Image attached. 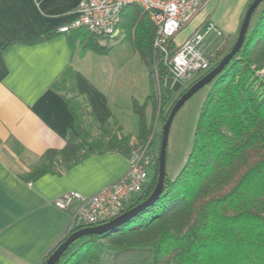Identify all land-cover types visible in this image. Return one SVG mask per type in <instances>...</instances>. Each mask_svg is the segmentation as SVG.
<instances>
[{
  "label": "trees",
  "instance_id": "obj_1",
  "mask_svg": "<svg viewBox=\"0 0 264 264\" xmlns=\"http://www.w3.org/2000/svg\"><path fill=\"white\" fill-rule=\"evenodd\" d=\"M120 27L139 58L152 69L156 63L160 86L155 101L160 111L168 106L169 113L174 93L163 85L167 70L152 48L156 26L142 8L128 6ZM75 33L85 47L106 52L94 34L83 29ZM207 85L190 153L174 178L166 175L159 198L107 232L75 240L56 264H264V0L251 16L240 50ZM143 107L132 100L141 140L150 133ZM70 108L73 130L61 150L43 156L48 164L57 154L67 169L96 152L129 151L125 138L112 137L108 144L92 141L85 108L73 102ZM158 156L159 150L152 177L124 202L121 212L154 190ZM46 171L42 165L31 176ZM80 227L64 234L40 264Z\"/></svg>",
  "mask_w": 264,
  "mask_h": 264
},
{
  "label": "crops",
  "instance_id": "obj_2",
  "mask_svg": "<svg viewBox=\"0 0 264 264\" xmlns=\"http://www.w3.org/2000/svg\"><path fill=\"white\" fill-rule=\"evenodd\" d=\"M79 1L0 0V264H40L73 228L76 203L60 209L54 200L71 191L91 195L128 168V152L115 149L88 155L67 169L58 154L50 164L43 159L46 152L61 150L73 130L70 102L85 108L92 141L108 144L115 126L118 133L129 131L117 111L116 86L105 87L82 70L85 52L94 50L75 37L77 30L58 32L75 16ZM210 2L204 0L187 22L191 29L179 43L204 23L197 25ZM241 22L236 21L237 30ZM236 24L232 30L217 27L235 34ZM122 95L133 111L137 98ZM42 165L48 171L32 177Z\"/></svg>",
  "mask_w": 264,
  "mask_h": 264
},
{
  "label": "built area",
  "instance_id": "obj_3",
  "mask_svg": "<svg viewBox=\"0 0 264 264\" xmlns=\"http://www.w3.org/2000/svg\"><path fill=\"white\" fill-rule=\"evenodd\" d=\"M204 0H80L75 16L58 27V32L68 33L83 29L96 37L117 38L123 11L128 6H138L147 12L156 26L152 41L154 53L173 81L191 80L194 73L210 70L211 57L207 48L211 36H220L217 25L208 21L196 28L181 43L174 41L178 32L202 8ZM154 69L157 72L156 63ZM163 80V83H164ZM151 140L128 151V168L123 176L91 195L65 192L54 200L55 206L67 209L76 203L72 214L73 227L95 226L118 216L124 202L138 194L148 180V169L154 168Z\"/></svg>",
  "mask_w": 264,
  "mask_h": 264
},
{
  "label": "rangeland",
  "instance_id": "obj_4",
  "mask_svg": "<svg viewBox=\"0 0 264 264\" xmlns=\"http://www.w3.org/2000/svg\"><path fill=\"white\" fill-rule=\"evenodd\" d=\"M250 0H211V2L201 10V18L197 21V25L201 22L212 21L217 26L221 23L226 27L232 28L236 21L243 19L244 13L249 6ZM258 10L256 11V13ZM256 15V14H255ZM255 15L252 19L254 21ZM241 24V23H240ZM219 27V26H218ZM237 24L235 34L230 30L218 28L221 32L220 36H211L210 46L207 48V53L210 55L216 48L211 57V66L218 62L228 49L235 42L237 36ZM191 25L188 23L175 36L174 41L179 43L180 40L189 33ZM228 39V41H226ZM98 43L107 47L106 52L96 53L92 50L86 51L82 58V70L88 75H94L105 87H109V83L116 86L117 100L119 106L118 114L122 121L127 125L129 131L117 132V127L110 128L108 136H114L117 139H128L130 150L137 147L141 143L151 140L152 150L154 155L157 154L160 146V135L162 125L164 124L168 106L160 111L159 102H156V97L159 91L158 74L155 69H152L148 64L143 62L138 54L133 50L129 39L119 36L117 38L97 37ZM234 40V41H233ZM226 41V42H225ZM221 53L218 56V53ZM77 54V51H76ZM76 56V55H75ZM208 70L196 72L191 80L183 82V87L180 91L188 87L194 80L202 76ZM149 72H151L149 74ZM210 85H205L188 98L182 106L175 112L167 136L165 170L168 178H174L184 165L194 137V130L198 123L200 110L209 92ZM125 92L132 93L137 99L138 104H143L146 124L149 127L150 133L145 140L138 138L139 116L131 110L126 101ZM121 94V95H120ZM152 94L151 97H149ZM179 93H174L171 101H175ZM149 97V98H148ZM156 102V103H155ZM166 116V117H165ZM154 169H148V180L152 177ZM100 264H103L102 262Z\"/></svg>",
  "mask_w": 264,
  "mask_h": 264
},
{
  "label": "water",
  "instance_id": "obj_5",
  "mask_svg": "<svg viewBox=\"0 0 264 264\" xmlns=\"http://www.w3.org/2000/svg\"><path fill=\"white\" fill-rule=\"evenodd\" d=\"M263 0H252L246 9L242 22L240 24L235 42L231 48L224 54V56L214 65L210 70L204 73L202 76L194 80L188 87L180 91L183 87L181 82L173 81L171 77H166L164 80V87L170 89L173 93H179L177 99L172 104L170 111L167 115V118L162 125L161 130V141L159 146V162H158V174L154 190L151 194L141 203L131 207L130 209L120 213L118 216L113 219L104 222L95 226H84L72 231L62 242H60L56 248L49 254L44 264H56L60 259L63 252L68 248V246L73 243L75 240L87 236L89 234H103L113 227L122 224L131 217L135 216L138 212L146 208L155 202L161 195L164 182L166 178L165 170V156H166V144L167 136L170 128V124L175 112L182 106V104L190 98L195 92L200 88L207 85L211 82L222 70L223 68L231 61L232 57L240 50L243 45L245 34L247 32L251 16L256 9V7Z\"/></svg>",
  "mask_w": 264,
  "mask_h": 264
}]
</instances>
